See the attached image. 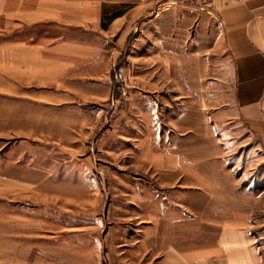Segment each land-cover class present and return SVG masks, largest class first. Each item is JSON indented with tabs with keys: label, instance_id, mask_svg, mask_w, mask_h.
<instances>
[{
	"label": "rangeland",
	"instance_id": "obj_1",
	"mask_svg": "<svg viewBox=\"0 0 264 264\" xmlns=\"http://www.w3.org/2000/svg\"><path fill=\"white\" fill-rule=\"evenodd\" d=\"M160 3L135 0L125 9L126 17L106 31L104 23L62 27L53 10L31 23L20 14L15 22L2 10L5 35L72 33L83 56L70 71L58 74L60 79L64 75L58 89L42 90V99L18 97L15 105H0V264H155L152 254L149 260L141 258L136 249L142 235L137 228L145 223L141 211H153L154 150L161 161L169 149L183 164L205 159L210 155L205 148L217 137L204 131L216 135L223 127L219 118L210 117L208 123L206 114L216 107L208 99L218 92L217 74L185 70L180 65L187 64L186 57H157L147 41L135 45L133 35ZM194 63L200 65L201 58ZM208 81L215 85L208 87ZM225 127L233 135L234 123L225 121ZM233 138L225 139L233 150L227 155L231 166L242 150ZM241 141L247 150L250 139ZM242 160L248 162L249 155ZM249 170L242 169L245 177ZM169 175L157 166L158 181L170 180ZM139 195L147 196L146 206ZM179 196L186 195L157 184V199H162L157 206L163 211L202 208L200 196ZM257 218L252 227L262 232L264 216ZM201 220L167 217L165 224L174 226L177 242L194 237L201 244L213 236ZM261 242L264 264V237ZM146 250H151L147 257L154 253L151 245Z\"/></svg>",
	"mask_w": 264,
	"mask_h": 264
},
{
	"label": "crops",
	"instance_id": "obj_2",
	"mask_svg": "<svg viewBox=\"0 0 264 264\" xmlns=\"http://www.w3.org/2000/svg\"><path fill=\"white\" fill-rule=\"evenodd\" d=\"M157 1H161L157 12L133 35L135 45L147 41V46L157 50V57H186L187 64L180 65L185 70L217 74L213 80L218 82V92H209L208 99L211 100L208 104L216 107L206 114L208 123L210 117L219 118L223 127L216 135L215 130L204 131L217 140L205 148L210 154L207 158L191 160L192 164L181 163L170 149L161 161L155 148L153 211L147 214L142 208L141 219L145 223L137 228L142 233L136 247L138 256L149 260L152 254L155 264H263L264 229L258 232L252 226L257 216H264V0H213L204 10L180 0ZM134 2L41 0L34 4L29 0H0V105H15L18 97H25L27 101L42 99V90L50 86L58 89L64 83V75L60 79L58 74L70 71L69 67L75 66L83 56L77 53L80 46L72 43L77 38L72 33L63 32L52 38L45 34L35 38L28 33L19 37L17 32L5 35L1 32L3 9L9 11V17L16 19L15 22L18 14L31 23L34 18H46L54 11L62 27L104 23L106 31L117 19L126 17ZM120 4L123 9L115 10L114 5ZM167 4L170 6L165 7ZM133 8H139V3ZM195 57L201 58L200 65L194 63ZM208 82V87L215 85ZM12 114L11 119L16 121L17 113ZM225 121L234 123L233 135L227 133ZM227 136H233V145L242 149L233 166L227 160L233 151L225 140ZM243 137L251 141L246 144L247 150L242 148ZM244 155H249L246 163L242 160ZM157 166L160 173H170L171 179L158 181ZM242 169H250L249 176L245 177ZM157 184L186 195L179 196L180 200L200 196L202 208L199 211L175 207L170 212L163 211L157 206ZM247 185L258 187L256 191L243 188ZM138 198L146 206L147 196ZM243 199H247L244 204ZM167 217L172 221L202 218L206 230L212 231L213 236L205 237L206 243L201 244H195L194 237L177 242L179 237L174 226L165 224ZM259 225L264 227V221ZM148 245L154 248V253L150 252L147 257L151 251L146 250ZM122 248L124 252L126 246Z\"/></svg>",
	"mask_w": 264,
	"mask_h": 264
},
{
	"label": "built area",
	"instance_id": "obj_3",
	"mask_svg": "<svg viewBox=\"0 0 264 264\" xmlns=\"http://www.w3.org/2000/svg\"><path fill=\"white\" fill-rule=\"evenodd\" d=\"M181 3H186L188 5H192L197 7L200 10H204L206 8V5L210 3L213 0H180Z\"/></svg>",
	"mask_w": 264,
	"mask_h": 264
}]
</instances>
